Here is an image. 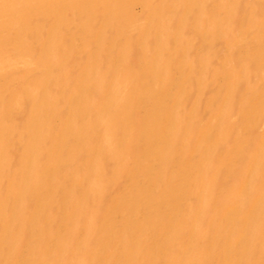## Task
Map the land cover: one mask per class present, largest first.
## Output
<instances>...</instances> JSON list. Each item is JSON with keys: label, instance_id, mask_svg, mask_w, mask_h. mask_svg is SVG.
Returning <instances> with one entry per match:
<instances>
[{"label": "bare ground", "instance_id": "6f19581e", "mask_svg": "<svg viewBox=\"0 0 264 264\" xmlns=\"http://www.w3.org/2000/svg\"><path fill=\"white\" fill-rule=\"evenodd\" d=\"M0 264H264V0H0Z\"/></svg>", "mask_w": 264, "mask_h": 264}]
</instances>
